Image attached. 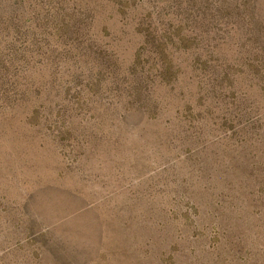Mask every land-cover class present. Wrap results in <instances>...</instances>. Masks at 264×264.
Segmentation results:
<instances>
[{"label":"rangeland","instance_id":"obj_1","mask_svg":"<svg viewBox=\"0 0 264 264\" xmlns=\"http://www.w3.org/2000/svg\"><path fill=\"white\" fill-rule=\"evenodd\" d=\"M0 264H264V0H0Z\"/></svg>","mask_w":264,"mask_h":264}]
</instances>
